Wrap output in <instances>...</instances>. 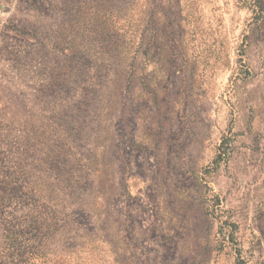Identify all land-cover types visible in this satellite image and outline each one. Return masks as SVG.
Segmentation results:
<instances>
[{"label":"rangeland","instance_id":"obj_1","mask_svg":"<svg viewBox=\"0 0 264 264\" xmlns=\"http://www.w3.org/2000/svg\"><path fill=\"white\" fill-rule=\"evenodd\" d=\"M0 264H264V0H0Z\"/></svg>","mask_w":264,"mask_h":264},{"label":"trees","instance_id":"obj_2","mask_svg":"<svg viewBox=\"0 0 264 264\" xmlns=\"http://www.w3.org/2000/svg\"><path fill=\"white\" fill-rule=\"evenodd\" d=\"M7 245H6V247L7 248H11L12 247V245H15V241H16V236L15 235H11V236H8L7 237Z\"/></svg>","mask_w":264,"mask_h":264}]
</instances>
